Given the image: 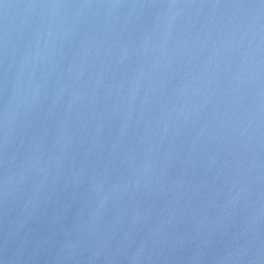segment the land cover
<instances>
[{"label": "water", "instance_id": "obj_1", "mask_svg": "<svg viewBox=\"0 0 264 264\" xmlns=\"http://www.w3.org/2000/svg\"><path fill=\"white\" fill-rule=\"evenodd\" d=\"M0 264H264V0H0Z\"/></svg>", "mask_w": 264, "mask_h": 264}]
</instances>
